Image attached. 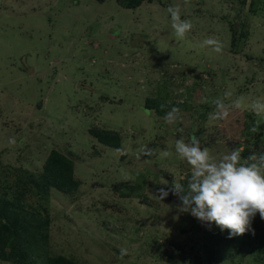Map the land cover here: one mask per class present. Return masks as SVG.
I'll return each instance as SVG.
<instances>
[{
    "label": "rangeland",
    "instance_id": "obj_1",
    "mask_svg": "<svg viewBox=\"0 0 264 264\" xmlns=\"http://www.w3.org/2000/svg\"><path fill=\"white\" fill-rule=\"evenodd\" d=\"M100 1L0 0L6 207L47 233L38 239L47 256L72 264H264L259 214L255 235L229 238L181 211L171 192L155 197L174 177L187 186L191 167L174 150L180 137L195 135L217 160L237 147L241 163L264 151V115L248 110L264 101V0H144L133 10ZM176 5L193 24L182 39L167 12ZM206 38L222 52L199 47ZM229 91L225 103L240 98L241 107L209 120L213 101ZM172 107L180 119L168 124ZM112 133L116 145L99 140ZM142 146L156 154L137 159ZM164 150L172 156L161 157ZM52 151L70 162L65 182L42 175ZM11 259L0 264H19Z\"/></svg>",
    "mask_w": 264,
    "mask_h": 264
},
{
    "label": "clouds",
    "instance_id": "obj_2",
    "mask_svg": "<svg viewBox=\"0 0 264 264\" xmlns=\"http://www.w3.org/2000/svg\"><path fill=\"white\" fill-rule=\"evenodd\" d=\"M167 12L175 36L184 38L193 28L191 20L181 18L178 5L169 6ZM199 47H210L216 53L223 49V45L214 38L204 39ZM231 96L230 91L225 92L223 98L218 97L213 101L214 111L209 113V120L223 121L229 116L230 108L241 107L240 98L225 103ZM248 110L256 116L264 115V101H252ZM179 113V108L172 107L164 117L166 123H176L180 119ZM251 131L255 132V127ZM174 150L177 158L191 167L187 186L174 177L171 187L158 189L155 197L162 201L171 192L181 201V211L189 212L201 222L214 223L221 231L228 230L229 238L250 231L255 235L253 219L259 214L260 219L264 220V151L253 152L245 159L248 162L241 163L243 149L237 147L217 160L208 147L201 146L200 139L195 135L187 142L183 137L177 139ZM117 152L127 154L123 149H117ZM155 154L154 149L142 146L137 150L136 157L140 159L142 155L151 157ZM159 155L168 158L172 152L164 150ZM119 255L123 258L128 255V250L121 248Z\"/></svg>",
    "mask_w": 264,
    "mask_h": 264
},
{
    "label": "trees",
    "instance_id": "obj_3",
    "mask_svg": "<svg viewBox=\"0 0 264 264\" xmlns=\"http://www.w3.org/2000/svg\"><path fill=\"white\" fill-rule=\"evenodd\" d=\"M100 1V0H99ZM102 1V0H101ZM100 1V2H101ZM118 1L119 6L133 10L138 7L144 0H115ZM147 2L151 0H146ZM148 104L147 107H150L151 99H147ZM146 101V100H145ZM154 106L153 102L151 101ZM151 105V104H150ZM160 115H163V111H158ZM112 138H100L101 141H107L110 145H116V134L112 133ZM107 139V140H106ZM110 140V141H108ZM50 156L46 159L44 163V170L42 171L43 177L48 181L52 178H56L58 183L65 182L68 168L70 166V162L65 160L64 158L58 156L56 159L55 153L50 152ZM54 188L57 190L62 189V185L54 184ZM6 199L4 197H0V219L4 221H0V234L2 235L0 238V243H2V248H6V252L1 249L0 259L1 260H12L13 258L16 263L19 264H32L34 258H40L37 263L40 264V261L45 262L47 264H72L69 261L62 259V257H49L46 254V251L41 248L38 243V239L44 237L47 238V233L37 232L36 224H31L29 221L25 220V215H22V211L19 207L11 205L10 207H6ZM8 202V201H7ZM13 220V222H12ZM14 234V236H13ZM24 238L26 242L24 243ZM22 240V242H18V240ZM36 241V243H35ZM264 242V241H263ZM21 248V252H18V249ZM41 250V252H39Z\"/></svg>",
    "mask_w": 264,
    "mask_h": 264
}]
</instances>
